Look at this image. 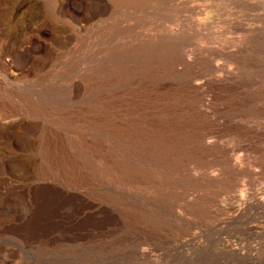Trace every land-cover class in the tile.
Segmentation results:
<instances>
[{"label":"rangeland","instance_id":"rangeland-1","mask_svg":"<svg viewBox=\"0 0 264 264\" xmlns=\"http://www.w3.org/2000/svg\"><path fill=\"white\" fill-rule=\"evenodd\" d=\"M0 264H264V0H0Z\"/></svg>","mask_w":264,"mask_h":264},{"label":"bare ground","instance_id":"bare-ground-1","mask_svg":"<svg viewBox=\"0 0 264 264\" xmlns=\"http://www.w3.org/2000/svg\"><path fill=\"white\" fill-rule=\"evenodd\" d=\"M62 206L63 205L58 200V197H56L54 194H52L51 196H47V197L42 196L39 199V201H37L35 203L32 211H31V214L26 218V220L23 223H21V225L31 226L34 228V230H43L44 234L51 233V232H53V229H54L53 227H50L52 225L51 221L54 220L55 216L59 215ZM41 208H43V209L46 208L45 209L46 211L44 210L45 213L48 210L50 212H48L47 215L44 213L42 216V217H48V218H45L43 222L40 220H37L38 223L36 224V222L34 223V221L37 218L36 216H38L41 213L40 210H43ZM37 213H39V214H37ZM35 224H36V226L34 227Z\"/></svg>","mask_w":264,"mask_h":264}]
</instances>
